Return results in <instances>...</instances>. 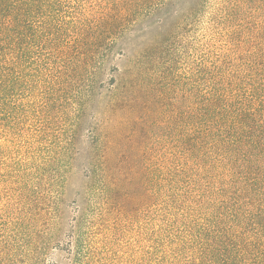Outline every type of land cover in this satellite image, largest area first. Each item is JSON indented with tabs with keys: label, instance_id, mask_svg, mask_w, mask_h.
<instances>
[{
	"label": "trees",
	"instance_id": "obj_1",
	"mask_svg": "<svg viewBox=\"0 0 264 264\" xmlns=\"http://www.w3.org/2000/svg\"><path fill=\"white\" fill-rule=\"evenodd\" d=\"M0 264H264V0H0Z\"/></svg>",
	"mask_w": 264,
	"mask_h": 264
},
{
	"label": "rangeland",
	"instance_id": "obj_2",
	"mask_svg": "<svg viewBox=\"0 0 264 264\" xmlns=\"http://www.w3.org/2000/svg\"><path fill=\"white\" fill-rule=\"evenodd\" d=\"M83 179L79 173L74 175L71 180L69 181V185L67 188V197L68 199H73L75 196L76 191L79 189L80 185L82 184Z\"/></svg>",
	"mask_w": 264,
	"mask_h": 264
}]
</instances>
